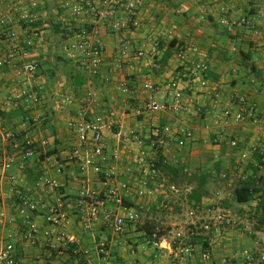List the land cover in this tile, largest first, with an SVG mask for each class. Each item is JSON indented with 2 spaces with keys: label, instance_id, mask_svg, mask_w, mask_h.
<instances>
[{
  "label": "crops",
  "instance_id": "1",
  "mask_svg": "<svg viewBox=\"0 0 264 264\" xmlns=\"http://www.w3.org/2000/svg\"><path fill=\"white\" fill-rule=\"evenodd\" d=\"M103 1L90 3L100 9ZM18 2L21 10L35 15V22H24L21 11L13 10ZM120 2L96 21L90 14L74 13L79 0H0V55L13 54L11 63L0 67V158L12 159L10 169L0 165V251L13 245L18 264H264L261 197L239 204L231 195L253 176L264 185V0H139L131 18L128 0ZM118 22L126 27L114 32ZM84 26L96 30L103 47L97 75L71 48L72 33ZM25 48L29 57L24 59ZM25 62L37 63L34 77L22 70ZM199 62L207 70L194 77ZM173 81L179 82L182 94L178 109H173L167 90ZM147 84L157 87L153 96L167 108L138 116L137 110L152 97ZM23 90L37 93L39 103L19 99ZM252 106L254 119L223 117L226 109ZM82 118L114 123L104 131L103 173L114 169L115 182L130 185L124 204L141 217L123 232L114 229L113 219L124 211L111 203L96 222L84 224L88 210L79 196L81 162L70 158L76 145L71 125ZM184 129L193 131L191 139L185 138ZM114 132H121L122 139H114ZM27 135L33 142L28 159L23 147L15 148ZM180 141H185L183 147ZM155 147L170 166L180 163L198 179L188 184L157 172L152 176L140 157L144 153L155 162ZM88 153L85 148L84 155ZM223 174L235 176V183L229 185ZM46 178L56 180L58 189L45 186ZM88 178L91 188L104 195V177L90 172ZM141 187L150 195L139 197ZM197 190L199 205L190 198ZM58 201L68 213L60 232L69 244L50 247L43 232ZM30 205L35 206L33 220ZM223 213L233 224L218 223L202 232L193 241L194 255L183 260L171 243L174 233L191 222H213ZM32 225L38 233L27 243L24 234ZM138 225L144 228L138 230ZM156 231L160 248L149 237ZM207 250L212 260L203 258Z\"/></svg>",
  "mask_w": 264,
  "mask_h": 264
},
{
  "label": "built area",
  "instance_id": "2",
  "mask_svg": "<svg viewBox=\"0 0 264 264\" xmlns=\"http://www.w3.org/2000/svg\"><path fill=\"white\" fill-rule=\"evenodd\" d=\"M18 2L13 6V10L20 12L21 11V19L29 24L35 22L36 17L34 14H31L28 10H21ZM121 4L120 0H104L102 3V7L98 9L90 3V0H79V4L74 6V13L76 15H81L82 13L90 14L94 20L98 21L106 18L109 14L115 11V5ZM140 2L139 0H128L126 4V13L131 18L133 12L137 9ZM242 23L246 25H250L251 23L247 20H242ZM128 24V22H127ZM126 27L124 23H116L113 25V31L119 32L123 28ZM264 32V26L262 27ZM96 30L89 29L86 26L79 28L77 31L72 33V42L71 48L82 55V59L85 62V66L89 70L92 75H97L102 63H103V47L100 41L96 38ZM10 38L12 40L17 39V34L12 33ZM30 45V42H28ZM195 51V50H194ZM139 56H142L143 53H139ZM22 57H29V50L25 48L22 51ZM13 59V54H8L6 56L0 55V67H3L9 63H11ZM22 70L34 77L38 71V65L36 62H25L22 66ZM207 70L206 66L199 62L195 65L192 74L194 77L202 76ZM145 88L151 92L152 97L149 101L137 110V115H143L145 113H160L164 111L167 107L160 104L153 94L157 92V87L152 84H147ZM168 92L174 99V107L173 109H178L181 103V89L179 88V82H171L167 87ZM128 91V84H123V92ZM19 99H23L26 103L32 101L34 104H38L40 99L37 93H30L28 90L21 91L18 96ZM256 116L255 107H250L248 110L241 108L237 112H234L231 109H226L224 111L223 117L227 121L234 122H244L247 119H254ZM114 126L113 122L103 123L99 120L86 121L84 118L80 119L77 123L72 124L71 127L74 130L76 145L72 150V154L70 156L71 160H76L81 162L80 172H81V181H80V200L81 204L87 207V216L83 218L85 226L89 227L92 223L96 222L103 209L111 203L114 204L118 209H122L124 212L121 214L114 215L113 219V227L117 232H123L126 224H138L140 223L141 217L140 214L132 209L128 208L124 204V196L130 190V185L125 182H115V170L112 169L108 173H103V168L101 165V161L105 157L106 152V143L104 140V131L109 128L112 129ZM171 128L166 127L164 131L166 133H170ZM186 139H191L193 137V131L191 130H182L181 131ZM114 139H122L123 134L121 132H114ZM23 146L18 143L15 144V148L19 149L23 147L24 149V157L26 159L31 158L33 156V142L27 135L24 139ZM185 145V141H180L179 146L183 147ZM231 145L233 147L237 146L236 141H232ZM89 150L88 155H84V149ZM116 158L118 155H114ZM244 157H246L244 155ZM140 163L143 165H147L148 168L153 171L155 174V163L153 161L149 162L146 155L143 153L140 157ZM0 165L3 166L6 170L12 167V159L3 160L0 158ZM58 172H61L59 170ZM93 172L100 177H104V186L106 187V191L104 195H101L100 192L94 190L90 186V181L88 178V174ZM222 178L228 181L229 185H233L236 181L235 176H229L226 174L222 175ZM241 180H244V176L238 177ZM43 184L53 190H57L59 184L56 180L43 179ZM137 194L139 197H145L150 195V192L146 190L144 187H141L137 190ZM31 210L35 209V206H29ZM68 213L63 209L62 202L58 201L56 206L50 208L47 216L46 223L48 224V228L43 232V235L50 243V247H56V245H68L69 239L65 237L63 233L60 232L66 224L68 223ZM228 223L232 224V220L226 214H221L217 216L216 220L208 223H189L185 227L179 228L174 233V238L172 240V244L177 246V249L180 253V256L183 260L190 259L195 253V244L194 239L199 237L202 232H209L211 229L216 226L218 223ZM38 233V230L35 225H32L29 230L24 234V240L27 243H32L35 239V235ZM152 244L155 247H162V242H159L160 236L159 231L153 233L151 237ZM104 247V245H103ZM212 252L207 250L203 254V258L205 260H212ZM0 264H18L15 258V250L13 245H7L4 249L0 251Z\"/></svg>",
  "mask_w": 264,
  "mask_h": 264
},
{
  "label": "trees",
  "instance_id": "3",
  "mask_svg": "<svg viewBox=\"0 0 264 264\" xmlns=\"http://www.w3.org/2000/svg\"><path fill=\"white\" fill-rule=\"evenodd\" d=\"M24 143L21 145L23 146ZM155 150L158 152V156L155 163L154 170L157 172V176H160L161 174L165 176V178L171 180V182H180L182 180H186L188 184L193 183L198 178L195 176H189L184 166H182L180 163L173 164L170 166L168 160L165 158V156L162 154V150L159 148L157 149L155 147ZM53 152L48 153V156H51ZM152 176L153 171H151ZM263 179L257 178L256 176H253L252 178H248L245 183L243 184L242 188H239L235 191V197L236 201L239 204H248L251 201H253L257 195H260L261 197V209H264V185L262 183ZM191 199L195 200V203L199 205L201 203L202 195L198 193V190L193 193L192 196H190ZM28 213L30 214V219H34L35 212L32 211L30 208H27ZM262 222H264V211L262 213ZM144 227L138 225V230H142ZM153 233L149 234V237L151 238Z\"/></svg>",
  "mask_w": 264,
  "mask_h": 264
},
{
  "label": "rangeland",
  "instance_id": "4",
  "mask_svg": "<svg viewBox=\"0 0 264 264\" xmlns=\"http://www.w3.org/2000/svg\"><path fill=\"white\" fill-rule=\"evenodd\" d=\"M157 148V147H156ZM157 149H159V148H157ZM231 195L233 196V197H235V191L234 192H231ZM186 210H188L187 208H186ZM165 211H167V209L166 210H162V211H160V210H158L157 212H162V213H165ZM223 214H226V215H228V213H223ZM230 219L232 220V224H233V219L230 217ZM236 225V224H235Z\"/></svg>",
  "mask_w": 264,
  "mask_h": 264
}]
</instances>
